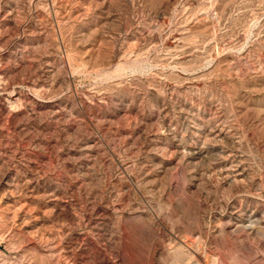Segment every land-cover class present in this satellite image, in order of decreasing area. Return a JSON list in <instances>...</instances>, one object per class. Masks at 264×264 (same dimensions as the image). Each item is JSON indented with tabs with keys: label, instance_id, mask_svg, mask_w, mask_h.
Listing matches in <instances>:
<instances>
[{
	"label": "rangeland",
	"instance_id": "rangeland-1",
	"mask_svg": "<svg viewBox=\"0 0 264 264\" xmlns=\"http://www.w3.org/2000/svg\"><path fill=\"white\" fill-rule=\"evenodd\" d=\"M0 264H264V0H0Z\"/></svg>",
	"mask_w": 264,
	"mask_h": 264
},
{
	"label": "bare ground",
	"instance_id": "bare-ground-1",
	"mask_svg": "<svg viewBox=\"0 0 264 264\" xmlns=\"http://www.w3.org/2000/svg\"><path fill=\"white\" fill-rule=\"evenodd\" d=\"M22 213V212H21Z\"/></svg>",
	"mask_w": 264,
	"mask_h": 264
}]
</instances>
